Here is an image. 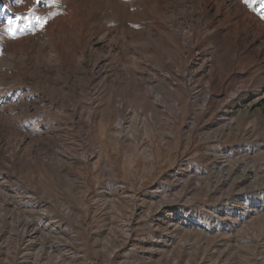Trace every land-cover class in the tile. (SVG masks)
Returning a JSON list of instances; mask_svg holds the SVG:
<instances>
[{
  "label": "rangeland",
  "instance_id": "obj_1",
  "mask_svg": "<svg viewBox=\"0 0 264 264\" xmlns=\"http://www.w3.org/2000/svg\"><path fill=\"white\" fill-rule=\"evenodd\" d=\"M1 97L0 264H264V0H0Z\"/></svg>",
  "mask_w": 264,
  "mask_h": 264
},
{
  "label": "bare ground",
  "instance_id": "obj_2",
  "mask_svg": "<svg viewBox=\"0 0 264 264\" xmlns=\"http://www.w3.org/2000/svg\"><path fill=\"white\" fill-rule=\"evenodd\" d=\"M14 16H16V14L15 13H13V12H11L10 11V17H14ZM18 18V17H17ZM174 24V23H173ZM174 26V25H173ZM176 27V26H175ZM178 30H179V28H178ZM177 34V33H176ZM179 35V34H178ZM155 38V37H154ZM154 38L152 37V36H149L148 38H145L144 40H142V42L143 43H145L144 45L148 48L147 50H148V52H149V54L151 55V57L150 58H152L153 57V54L154 53H156V47H155V45H154ZM192 40H193V38L192 37H190V38H188L187 40H185V44H187V46H189V45H191V42H192ZM135 41V40H134ZM97 43H101V42H97ZM46 44H47V48H51V44L47 41L46 42ZM14 47V46H13ZM12 47V48H13ZM77 47H79V46H77ZM132 47V46H131ZM134 47V46H133ZM20 51H18V52H20V55L19 56H16V50L15 51H13V50H11L10 51V58H11V64L12 63H14L13 61L15 60V61H19V64L21 63L22 65H24V68L25 69H29L28 68V64L26 63V59H27V50H25L24 48H18ZM78 49V48H77ZM77 49H75V51L77 50ZM80 50V49H79ZM61 50H57L56 52H54V51H52L51 50V52H50V55H49V59H52L53 61H55L54 62V64L55 63H57V64H59V65H66V63H67V60H65L63 57H62V53L60 52ZM78 52V51H77ZM76 52V53H77ZM90 53V52H89ZM79 54V53H78ZM143 54H145V53H143ZM93 55V54H92ZM92 55H90V56H92ZM80 57L82 58V57H84L83 56V54L81 53L80 54ZM100 61L98 62V65H96L95 66V68H96V70H97V74H99V75H101L102 74V72H106L107 71V69L109 68V66H110V64L109 65H106V64H104L103 62H105V60L103 59L102 60V58H98ZM106 59V58H105ZM89 60V59H88ZM132 60H133V58H132ZM151 60V59H150ZM98 61V60H97ZM134 61V60H133ZM132 61V62H133ZM141 61V60H140ZM143 62H144V60H143ZM51 63V62H50ZM109 63V62H108ZM153 64V63H152ZM21 65V66H22ZM56 65V64H55ZM100 65V66H99ZM133 65V63H131V66ZM136 65V64H135ZM134 66V65H133ZM152 67H154V66H152ZM131 68H132V70H131ZM127 71L128 70H130V71H133V67H130V68H128V69H126ZM117 71V70H116ZM118 72V71H117ZM129 72V71H128ZM134 72V71H133ZM119 73V72H118ZM123 73V72H122ZM121 73V74H122ZM104 75V74H103ZM135 75V74H134ZM134 75H131V77L132 76H134ZM102 77V76H101ZM116 77V76H115ZM131 77L125 82V84H124V87L123 88H121L120 86H121V83L119 82V84H118V86L119 87H115V85L114 86H111V88H113V89H115V92L117 93V95H116V99H118V100H114V98L112 97V96H109V101L106 103V104H104L105 105V107L106 108H108L109 107V105H111V104H115V105H117L118 103L120 104V103H123V101L121 100L122 98H123V94L126 92V89H127V87H130V85L133 87V85L131 84V82H130V79H131ZM149 79H151V78H149ZM148 79V80H149ZM126 80V79H125ZM147 80V81H148ZM124 81V80H123ZM146 81V82H147ZM113 82H115V81H113ZM151 81H148L146 84H145V86H144V88H143V92H141L140 93V95H136V98H137V100H131L130 102L132 103V110L133 111H135L136 109H139L142 113H144V112H146V108H148L149 107V105L151 106V103H152V100H151V94H152V87H151V83H150ZM201 90H202V88H201ZM112 91V90H111ZM204 91H207V90H204ZM91 92V91H90ZM113 92V91H112ZM111 92V93H112ZM202 94V93H201ZM207 94V93H206ZM89 95V94H88ZM203 95V94H202ZM30 96H31V98L32 97H34L33 95H31L30 94ZM23 98H25V97H23ZM27 98V97H26ZM128 98V97H127ZM20 99V98H19ZM28 99H30L29 97H28ZM125 99H126V97H125ZM140 99V102H139V104H137L136 103V101H138ZM124 100V99H123ZM128 100V99H127ZM31 101H29L28 103H30ZM35 102V101H34ZM33 102V103H34ZM128 102V101H127ZM154 102V101H153ZM1 103H3V104H6L7 103V100L5 99V98H3V97H1L0 98V104ZM134 103V104H133ZM2 104V105H3ZM124 104V103H123ZM154 104V103H153ZM94 105V104H93ZM83 106V105H82ZM89 106V105H88ZM118 106V105H117ZM116 107V106H115ZM130 108H131V105L129 106ZM88 108L89 107H82V109L80 110V112H78V115H80L79 117H87V116H89L88 114V112H87V110H88ZM128 109V108H127ZM173 109L174 110H177L176 109V105L173 107ZM124 111V110H123ZM116 112V111H115ZM9 113V112H8ZM125 113V112H124ZM117 115H119V120H120V122H121V124L120 125H122L121 127V129H125L126 128V126H125V123H124V120H123V122H122V119H124V117L122 116V111L121 110H118V114ZM135 115V114H134ZM118 118V117H117ZM85 119V118H84ZM90 119V117L88 118H86L85 120H89ZM91 120V119H90ZM144 122L143 123H146V119L145 118H143L142 119ZM142 123V124H143ZM121 132V131H120ZM88 133H89V131H88ZM89 135H90V133H89ZM86 137V136H85ZM90 138H91V135L89 136ZM90 138H88L89 140H90ZM87 139V138H86ZM85 141V140H84ZM22 143V142H21ZM21 143H17V144H15V145H13V146H11L10 147V158L14 155V154H17L18 152H19V149L21 148ZM86 143H88L87 141H86ZM31 147V146H30ZM7 148V147H6ZM9 148V147H8ZM97 148V147H96ZM29 149V148H28ZM31 149H32V147H31ZM30 151V149L28 150V152ZM32 151V150H31ZM49 151V150H48ZM55 153V152H54ZM62 153V152H61ZM53 154L52 155V161L57 165V166H60V167H63L64 166V162H65V158L63 157V155L62 154ZM64 153V152H63ZM89 153V152H88ZM91 153V152H90ZM147 153V152H146ZM68 155H69V153H67ZM93 154V153H92ZM67 155V156H68ZM84 155H85V157L86 158H88L87 156L89 155H87V154H85L84 153ZM66 156V157H67ZM90 157V156H89ZM51 161V162H52ZM70 163V162H69ZM68 163V164H69ZM104 163H106V161L104 160ZM64 168V170H66L65 169V167H63ZM3 188V184L2 183H0V188ZM7 193V192H6ZM20 193V192H19ZM21 194V193H20ZM23 194V193H22ZM8 195V194H7ZM6 195V196H7ZM26 195V194H25ZM29 198H31V197H29ZM10 199H11V202L13 201V204L14 205H16V206H21V208H31V209H35L34 208V205H33V203H31V201H28L27 203H25V204H23V203H21V205L19 204V203H17V201H16V198H15V196H13V194L12 193H10ZM12 204V203H11ZM39 206V205H38ZM38 206H37V208H38ZM41 207H39V209L38 210H40L41 211ZM25 210V209H24ZM32 211H34V210H32ZM26 214V213H25ZM44 215H46V214H44ZM49 226H46V228H48ZM32 231H34V230H32Z\"/></svg>",
  "mask_w": 264,
  "mask_h": 264
},
{
  "label": "snow or ice",
  "instance_id": "obj_3",
  "mask_svg": "<svg viewBox=\"0 0 264 264\" xmlns=\"http://www.w3.org/2000/svg\"><path fill=\"white\" fill-rule=\"evenodd\" d=\"M9 23H11V21H9Z\"/></svg>",
  "mask_w": 264,
  "mask_h": 264
}]
</instances>
